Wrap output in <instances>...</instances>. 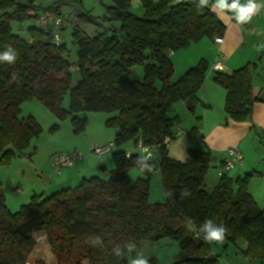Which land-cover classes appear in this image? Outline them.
<instances>
[{
	"label": "trees",
	"instance_id": "obj_1",
	"mask_svg": "<svg viewBox=\"0 0 264 264\" xmlns=\"http://www.w3.org/2000/svg\"><path fill=\"white\" fill-rule=\"evenodd\" d=\"M111 2L102 19L111 24L105 32L90 38L80 27L74 28L72 40L78 50L77 63L72 64L63 39L56 44L54 32L38 25L43 13H62L60 4L42 9L33 0H0V52L7 46L17 52L15 63L0 62V168L9 166L42 131L34 117H20L22 104L32 99L42 101L59 119L71 117L75 134L88 125L80 113H116L106 121L116 131L114 147L135 145L141 139L147 146L161 145V158L158 164L149 161L152 170L143 171L144 177L132 182L128 172L137 168L140 153H130L129 158L125 151L112 149L115 168L107 180L84 178L74 188L32 196L15 213L8 209L0 182V264H29L37 246L34 237L40 232L46 234L57 264H129V254L162 239L179 243L174 264H220L199 232L206 219L226 227L224 239L229 243L245 242L246 256L264 262V208L249 192L252 176L225 175L208 192L210 151L191 149L183 163L167 150L174 128L182 123L173 107L184 102L188 113L195 115L201 104L198 92L209 69L200 60L174 81L170 54L204 38L224 36L226 25L212 8L214 0L205 7H197L198 0H140L142 17L132 12L131 0ZM85 17L96 23L95 18ZM12 23L36 25L23 39L13 34ZM137 65L144 66L142 80L132 78ZM257 68L252 63L214 75V81L227 91L225 112L234 122L247 121L260 101L254 91ZM74 74L79 79L72 87ZM68 92L70 108L65 110L62 104ZM156 171L166 197L163 204L149 202L150 178ZM185 188L191 195L181 199ZM96 236L102 245L91 244ZM130 240L136 244L135 251L125 249L120 257L113 254L117 245L123 248ZM149 264L159 262L151 258Z\"/></svg>",
	"mask_w": 264,
	"mask_h": 264
},
{
	"label": "rangeland",
	"instance_id": "obj_2",
	"mask_svg": "<svg viewBox=\"0 0 264 264\" xmlns=\"http://www.w3.org/2000/svg\"><path fill=\"white\" fill-rule=\"evenodd\" d=\"M19 3H26L28 0H16ZM155 2L160 0H154ZM179 1H192V0H177ZM58 3L61 6V12L68 16L70 21L69 26L64 30L60 31V36L62 37L64 43L67 45V49L69 52V60L72 64L77 63V46L73 44L72 34L75 27H80L90 38H94L98 33L105 32L111 24L104 23L102 21L103 17L106 16V9L108 6L112 5L111 0H33V4L41 7L42 9H48L53 4ZM132 12L142 17L144 15V9L140 0H131ZM214 10V9H213ZM214 12L221 17L224 18L227 14L221 11L214 10ZM85 15L95 18L96 23L90 22L86 19ZM36 24L25 23L20 25L18 23H12L13 34L19 36L23 39H28L27 30ZM205 39V38H204ZM203 41H209L211 44H214L215 41L209 38H206ZM198 43H193L191 45V50L188 53L193 54L197 51H204L202 47L205 46H196ZM210 44V45H211ZM189 48V47H188ZM187 48V49H188ZM187 49L180 50L178 52H185ZM211 53V48L208 50ZM177 53V52H176ZM206 54V53H205ZM208 55V54H207ZM197 65V64H196ZM195 65V66H196ZM133 79L142 80L144 77V66L137 65L133 68ZM210 70H208V75H210ZM181 74V75H180ZM185 73H176L173 78L177 81L181 78ZM261 78L264 80V69L257 73V79ZM79 76L77 74L73 75V84L72 87L76 86ZM63 108L65 110H69L70 108V92L66 93L63 101ZM21 115L20 117H28L32 116L40 125L42 131L38 137H35L30 146L25 150V155L22 157H18L15 159V163H12L13 166L7 168L3 167L0 169V180L3 182V187L5 189V196L9 203H13L15 199H20V197H26V193L35 194L33 190H38V187L41 185V181L43 179V183L46 185V181L44 179L45 175L43 172L47 169V174L51 173L54 175L52 179H56L57 174L54 172V166L51 161V156L57 153H66V151L70 152L71 150H77L81 154V159L86 160L88 157H91L92 167L96 169V166L103 163L101 159L107 158L109 163V169L115 168V161L113 159V152L115 150H119L117 147H113V152L108 151L103 155H97L93 149L95 148H104L108 147L115 141V133L113 128H109L106 125V121L109 118L116 116V113H105V112H88V113H80L79 117L88 119V125L86 130L80 134H75L74 129L71 123V117L66 119H59L54 113H52L45 104L38 100L32 99L26 101L22 104L21 107ZM174 111L178 112L180 116L183 113L180 111L178 107H174ZM189 118L183 122L181 125L184 128V138L177 136L176 131L179 126L175 127L173 130L174 138L169 139L167 141V150L168 154L171 158L180 161L186 162L189 158V147L191 146L193 149H201L207 150L208 148H201L198 144H190L188 132L191 131L192 126L194 125L193 117L189 113ZM182 121V119H181ZM197 126V125H196ZM54 128V129H52ZM224 130L220 131L218 136L219 141L217 143V151H219V156L214 157L211 162V166L206 176V186L205 189L208 192H212L215 186L218 184L220 180L219 172L216 167V164L219 162V158L222 154V151L230 148L237 149V142L239 136V129H230L225 132ZM256 131L249 136L246 140L245 145L247 150H250V154L252 158H258L259 154L264 156V146H260V138L264 137V128H255ZM253 141V147L251 149L250 144ZM264 142V139H263ZM94 143V145L92 144ZM122 147V146H121ZM120 147V148H121ZM257 148L260 152L257 157H254V148ZM261 147V148H259ZM123 148H129V143L125 144ZM240 148V147H239ZM29 154L33 155L29 159ZM80 159V160H81ZM79 160V161H80ZM77 161L75 163L76 166L80 164ZM14 162V161H13ZM24 163V164H23ZM263 163V162H261ZM20 164L28 166L30 168V172L25 176H18L16 174V169L14 167H18ZM90 164V163H89ZM74 165V166H75ZM10 166V165H9ZM46 166V167H45ZM69 168H65L61 171V173L67 172ZM99 170V169H98ZM43 171V172H42ZM236 171H233L231 175H234ZM264 173V171H262ZM92 174V173H91ZM90 173L88 177L92 176ZM33 175L36 176V180L33 179ZM128 177L132 182H135L138 178L144 177V174L139 171L137 168H133L128 172ZM259 180H254L252 183V194L258 205L261 208H264L262 204H264V186L257 190L260 187V183L257 182ZM36 182V183H35ZM259 186V187H258ZM15 188H19L21 192H18ZM256 189L257 191H254ZM23 192V193H22ZM49 194V193H48ZM149 202L151 204H163L166 202V197L164 190L161 185L160 173L156 171L152 174L150 178V192H149ZM18 203H16L17 205ZM9 208L15 212L19 211L20 206L15 209L9 205ZM37 247L34 249L29 258V264H38L42 262L44 264H52L53 261H56L55 257L51 252V248L48 243L41 237L37 236ZM210 246L215 255L219 256L220 264H264L261 260L254 259L245 255L244 250H242V246L244 242L239 241L237 244L229 243L227 240H223L222 242H209ZM246 249V248H245ZM138 253H143L145 257L149 259L156 258L159 264H174L178 259L180 253V246L177 241L170 239H162L159 242H149L144 245L140 250H138L134 254H129L127 260L130 264L131 259L135 258Z\"/></svg>",
	"mask_w": 264,
	"mask_h": 264
},
{
	"label": "crops",
	"instance_id": "obj_3",
	"mask_svg": "<svg viewBox=\"0 0 264 264\" xmlns=\"http://www.w3.org/2000/svg\"><path fill=\"white\" fill-rule=\"evenodd\" d=\"M174 1L177 2V0ZM258 2H260V0H258ZM219 18L221 19L220 16ZM221 20L226 25V33L222 37L223 39L222 43L219 44L214 39L215 43L211 44L209 41H203L206 39L205 38L202 39L198 44H196L197 47L206 45L207 47H202L204 51H199L201 49L200 48L199 50L197 49L195 53L190 54L188 53V51L191 50V46H190L185 52L171 53L170 59L174 64L176 73L177 72L186 73L189 69L193 68L200 60H205L208 63L209 65L208 70H210L211 72L210 75H208V71H207L206 79L200 91L198 92V98L201 104L197 106L195 118L194 117L192 118L194 121V125L191 128V130L193 128H196L197 130L192 132L193 134L190 133V131L187 133L189 136V143L198 144L199 147L201 148H208L207 150L204 151H210L213 159L214 157L219 156L218 155L219 151H217V143L219 141L218 136L220 134V131L224 130V128H226L225 132L227 130H230L231 128L232 129L238 128L240 138H238L237 149H239L242 152L244 161L241 166H235L227 174V176H229L232 179H237V178H243L246 175H251L252 179L249 184V192L252 194L251 189L254 180H259L257 182L261 184L260 187L258 186L259 188H257V190H260V188L264 186V173L262 172L264 171V156L259 154L260 151L255 147L253 153L254 157H257L258 154L259 156L258 158L253 159L252 155L250 154V150H247L246 148L247 145H245L246 140L249 138V136H251V134H253L255 131L256 133H258V131L255 130V128H264V80H262L261 78L257 79V73L264 69V11H261L259 14L253 16L252 20L249 23L243 25L237 24L235 20L231 18L230 14H227ZM210 48H211V53L208 52ZM219 55H223L225 57L224 63L226 66V73H231L235 70H238L246 66L247 64L257 63L258 65V68L254 73V91L259 96L260 101L254 105L251 117L245 122H241V123L234 122L225 112L227 91L214 81L215 72L212 70L213 63L215 62V60L218 58ZM202 104L206 106H202ZM174 107H178L180 111L183 113V115L180 116L178 112L174 111V113L178 115L180 119H182V125H183V122L187 120L190 116L187 111V105L186 103L181 102L176 104ZM197 118H200V121H198ZM182 125H180L178 130L176 131L177 136L181 137V139L184 138L183 136L185 131ZM115 132L116 131H114V133ZM263 139L264 137L260 138V142H261L260 146L262 147L264 146ZM201 142H204L203 146L201 145ZM92 144L94 145V143ZM252 145H253V141L250 144L251 149L253 147ZM124 146L119 148L118 151H125L128 154L138 152L134 148L135 145L133 143H129V148H123ZM191 149L193 148L190 146L189 150ZM24 152L19 154L16 159H18V157H22L23 155H25ZM227 153H228V149L222 151V154L218 160L219 162L216 164L217 169H219L224 164L225 159L227 158ZM33 155L29 154V159ZM53 155L50 157L51 158L50 163L52 162ZM101 161H103V163H101L99 166L97 165L95 169L94 167H92L93 164H91L92 162L91 157H88V159L86 160L81 159L79 161L80 164L78 166L75 165L73 167H70L67 170V172L57 174L56 179H52L54 175H51V173L47 174L48 169L44 172L42 171L44 174L46 173L45 175H43L44 179L47 180L46 185L43 183L44 181L42 179L41 185L38 187V190H33L36 191L33 192L35 194L26 193L27 194L26 197L24 195V197H20V199H15L13 203L12 202L9 203L8 200L6 199V204L8 206V209L12 213H15L18 210L13 212L9 208V205L11 207H14L15 209H17L19 206L21 208V206L29 203L32 196L43 195L45 197L53 193H56L62 189L74 188L84 178L98 177L103 180H107L109 177V172L112 171L114 168L112 170L108 168L109 165L106 162L109 163V160L107 161V158L101 159ZM12 163H15V160ZM12 163L10 164V166H6V167L9 168L13 166ZM23 164H20L18 167H14V169L17 170L16 174L18 176H25L27 172L28 173L30 172V168H28V166H25ZM233 171L236 172L234 175H231ZM89 173L90 174L92 173L91 174L92 176L88 177ZM33 179L36 180L37 179L36 176L33 175ZM0 182L3 186L2 180H0ZM15 189L17 191V194H19L18 192H21L19 188H15ZM3 190L5 194L4 187ZM257 190L254 189V191ZM252 196L254 198L253 194ZM16 203L18 204L16 205ZM37 236L43 238L47 242L46 234L44 232H40L35 235L34 238L36 242H37L36 239ZM241 246H242V250H245L247 244L244 242V244ZM53 262L54 263L52 264H57L56 261ZM84 264L87 263L85 262Z\"/></svg>",
	"mask_w": 264,
	"mask_h": 264
},
{
	"label": "clouds",
	"instance_id": "obj_4",
	"mask_svg": "<svg viewBox=\"0 0 264 264\" xmlns=\"http://www.w3.org/2000/svg\"><path fill=\"white\" fill-rule=\"evenodd\" d=\"M209 0H198L197 7L208 6ZM212 8L217 11L224 12L225 14H230L231 18L235 20L237 24H247L249 23L253 16L264 11V0H214ZM17 60V52L11 47L7 46L6 50L0 52V62H7L8 64H13ZM130 158V154H126ZM152 152L145 147L143 153L138 155L135 160V164L139 171L143 172L145 170L151 171L152 165L149 161L152 159ZM166 195H171V193H166ZM191 195V192L185 188L180 192L181 199ZM199 232L203 234V239L206 242H222L226 236L227 229L222 224L215 223L212 219H206L200 226ZM93 246L102 245V240L99 236H96L91 240ZM131 253L136 250V244L133 241L127 242L123 248L117 245L113 249V254L120 257L124 254V250ZM130 264H149L147 257L143 253H138L137 256L131 259Z\"/></svg>",
	"mask_w": 264,
	"mask_h": 264
},
{
	"label": "built area",
	"instance_id": "obj_5",
	"mask_svg": "<svg viewBox=\"0 0 264 264\" xmlns=\"http://www.w3.org/2000/svg\"><path fill=\"white\" fill-rule=\"evenodd\" d=\"M70 21L68 16L58 12L57 10H50L43 13L39 20L38 25L42 30L52 31L54 32V41L56 44L62 42V37L60 36V31L69 26ZM217 43H222L223 39L220 37L215 38ZM225 57L223 55H219L215 60L212 66V70L215 73H226L225 66ZM75 70V69H74ZM201 145H204V142H201ZM114 144H111L108 147L104 148H95L93 151L97 155H103L108 151H112ZM147 147L153 154L152 159L150 161H154L158 164L159 159L161 158V145H151L147 146L140 139L137 144H135L134 148L140 153H143V149ZM81 159V154L77 150H73L66 153H57L52 157V164L54 166V172L56 174H60L61 171L65 168H70L75 165L77 161ZM244 157L242 152L239 149L230 148L228 149L227 158L225 159L224 164L218 169L219 176L223 177L227 175L235 166H241L243 164Z\"/></svg>",
	"mask_w": 264,
	"mask_h": 264
}]
</instances>
